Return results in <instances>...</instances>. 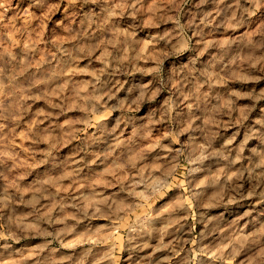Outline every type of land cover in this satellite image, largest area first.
Returning a JSON list of instances; mask_svg holds the SVG:
<instances>
[{"label":"rangeland","instance_id":"1","mask_svg":"<svg viewBox=\"0 0 264 264\" xmlns=\"http://www.w3.org/2000/svg\"><path fill=\"white\" fill-rule=\"evenodd\" d=\"M262 258L264 0H0V264Z\"/></svg>","mask_w":264,"mask_h":264},{"label":"clouds","instance_id":"2","mask_svg":"<svg viewBox=\"0 0 264 264\" xmlns=\"http://www.w3.org/2000/svg\"><path fill=\"white\" fill-rule=\"evenodd\" d=\"M194 197H195V192L193 193ZM260 264H264V258L261 259Z\"/></svg>","mask_w":264,"mask_h":264}]
</instances>
